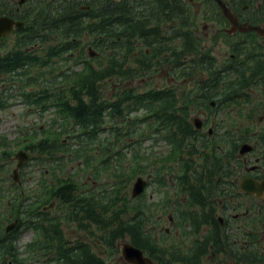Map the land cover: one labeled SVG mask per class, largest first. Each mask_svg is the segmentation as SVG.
Returning a JSON list of instances; mask_svg holds the SVG:
<instances>
[{
    "label": "trees",
    "instance_id": "1",
    "mask_svg": "<svg viewBox=\"0 0 264 264\" xmlns=\"http://www.w3.org/2000/svg\"><path fill=\"white\" fill-rule=\"evenodd\" d=\"M1 1L0 14L9 13L21 19L24 25L14 32L13 37L0 38V110L7 105L6 98L12 96V86L16 85L19 89L18 95L25 102L41 107L42 111L53 109L66 122L64 132H73L69 137L74 141L69 142L59 138L61 131H48L35 143L26 146L37 151L33 153L32 159L37 157L39 162L54 164L59 161L61 164L62 156L69 153L70 158L74 159L83 156L84 164H88L98 156L102 160L100 165L104 167L107 161L121 154V149L114 152L112 146L118 141L123 142L125 136H128L129 141H124L122 145L132 150L133 157L127 167L126 182L114 180L111 188L115 191L110 192L109 196L103 194L105 190L98 195H94L91 190L88 195H78L76 183L65 179L60 182V179H57L56 183L50 185V188L56 186L54 190H50L44 182L38 183L34 190L40 198L31 201L19 185L12 183L14 189L19 188L21 191L19 190L8 205L2 204L0 210L14 207L11 209L15 211L18 225L14 230L5 232L3 223H0V264H8L9 261L12 264H23V261L27 262L35 255L40 264H107L103 257L92 251L88 241H71L65 238L60 218L51 217V210H39L37 203L42 200L43 206L51 196L57 198L64 222L74 223L79 229L86 230L90 225H95L100 229L101 241L113 247L117 239L127 236L132 245L147 252L161 264H174L180 256L184 264H202L205 256L209 254V245L213 246V258L222 253L225 254L224 258L227 257V261L229 258L236 261L237 248H233L231 242L229 245L224 242L222 246L223 242L218 241L219 228L215 217L214 197L227 195L223 188L217 187L222 183H232V162L236 159L241 139L229 132L224 145L218 147L213 137L196 133L191 123V114L197 113L200 108L207 109L209 113L217 109L227 111L234 103L233 105L238 106V120L240 116L249 118L254 115L255 109L240 110L241 99L247 95L239 93L238 85H232L235 81L232 82L229 76L222 77L217 69H214L212 77L208 75L204 80L197 82V88L191 87L190 91L181 90L179 93L172 87L139 91L138 88L128 85L124 86L122 91L105 96L100 89L104 80L112 79L113 76L125 77L130 72L126 61L135 39L141 43L147 42L150 46H158L161 31L148 25L153 22L157 24L156 21L163 19L168 20L167 15L177 5L181 6V1L145 0V4L135 8L137 12L128 7L131 0H26L19 6L18 11L12 7L11 0H5L2 4ZM85 5L89 8L80 11V7ZM53 35H56L55 41L52 40ZM84 37H87L88 43L79 47ZM34 44L42 46L38 53L30 49ZM87 46L98 52V55L89 61L85 49ZM75 50H78V54L71 62L74 66H81L61 70L59 75L56 74L54 62L71 60L70 57L63 58L62 55L65 52L73 53ZM117 53L121 54V58L117 57ZM90 61H99V64L94 65ZM151 61L152 59L148 58L150 63L140 64L139 68H150L153 65ZM237 69L239 68L235 71ZM44 75L46 80L43 87L27 90L26 87ZM222 78L229 80L224 82ZM56 80L64 82L62 92L49 90ZM184 83L182 79L181 84ZM197 89L200 90L197 92ZM214 97H217V106L212 109L208 107V103ZM68 127L71 129H67ZM248 129L245 138L250 135ZM144 137L154 143L162 139L167 147L166 154L174 157L181 170L184 167V174L179 177L181 184L188 185V188H184L185 193L183 192L187 201L191 205H200V213L187 210L184 216L185 222L189 223L188 226L192 229L187 227L183 230L185 247L181 251H177L174 246L165 248L157 245L144 229L146 207L136 202L142 194L130 200L133 201L130 206L133 208L132 214L127 219L123 217L130 202H123L124 182H129L136 171L144 173L142 160L146 157L149 160L153 153V150H150L149 156H145L144 151L140 152ZM198 144H201L200 148ZM106 148L112 153H91L92 149L99 152ZM194 154L202 159V163L192 166L184 157ZM5 158L10 162L9 157ZM141 162L142 166H139ZM189 172L192 174L191 183ZM51 174L54 178L55 167ZM165 178L159 175L157 181L165 185ZM92 179L96 181V175ZM205 224L212 227L213 234L210 235L213 238L198 240L195 234L199 227ZM21 229L32 230L34 237L24 245L26 255L20 259L18 255L21 254L15 242ZM219 262L225 264L224 259ZM208 264L215 263L211 261Z\"/></svg>",
    "mask_w": 264,
    "mask_h": 264
},
{
    "label": "rangeland",
    "instance_id": "2",
    "mask_svg": "<svg viewBox=\"0 0 264 264\" xmlns=\"http://www.w3.org/2000/svg\"><path fill=\"white\" fill-rule=\"evenodd\" d=\"M17 1V0H13ZM13 7L16 6L15 3L12 5ZM87 42V37H84L80 43L79 47L84 45ZM134 43H141L140 40L135 39L133 41ZM88 43V42H87ZM176 49H178L179 45L176 43L174 45ZM183 47H181L182 49ZM86 52L88 51H94V49L90 48V46L85 47ZM86 53V54H87ZM184 51L182 52V55H180L182 62L181 65V72L182 77L186 79V82L183 84L182 80L176 81V84L169 83V79L165 78L166 74L162 66L160 65L158 59H155L153 61V65L146 69L139 68L137 73L129 72L127 76L125 77H115L113 76L112 79H107L101 82L100 89L103 91V94L105 96H109L114 94L115 87L118 88L115 83H127L129 82L130 78L133 77V84L136 88L139 90H145V89H160L164 87H172L176 89V93H179L181 90L184 91H190L191 87L194 89L197 88L198 84L201 79L206 78L207 74L205 75V72L207 71L201 68H197V65L190 61H185L183 56ZM72 53H69L70 58L73 60L74 58L70 55ZM76 54V53H75ZM121 54L117 53V57H120ZM76 60V59H75ZM79 60V59H78ZM87 60V59H86ZM91 60V57H88L89 61ZM102 61V60H101ZM92 64L95 65L94 61H90ZM131 59L128 57L126 64L130 68L133 67V65L130 63ZM71 61H66V65H70ZM97 65V64H96ZM77 66V68H79ZM196 68V69H195ZM181 74L179 75V77ZM143 78V79H142ZM200 79V80H199ZM46 80V75L40 76L38 80H36L32 85H29L27 90H38L41 87L44 86ZM12 81V79H11ZM10 82V81H8ZM179 83V84H177ZM64 85V82H59V80H56V83L52 85L51 88H49L50 91H57L62 92L61 88ZM5 85H3L4 87ZM58 86H61L60 88ZM119 89V88H118ZM198 90V89H197ZM195 93V92H194ZM194 93H190L193 95ZM12 96H7V105L5 108L0 110V206L2 204H9L12 201V198L17 195L20 189L24 192L25 196L29 197V200L34 201L37 198H40L36 191L34 190L38 182L43 181L46 183V186L50 188V184L55 182V180L60 179V182H62L64 179L70 180V182H74L78 186L77 194L81 195H88L90 193V190L94 195H98L103 193L102 190H105L103 194L110 195V192L115 191L114 188H111V184L114 180H124L126 182V175L128 174V164L132 160V150L130 148H124L123 142H128V136H125V139L122 141L116 142L115 145H113V151L116 152L117 150L121 149V154L118 156H115L111 158L109 161H107V164L103 167L100 164H102L101 158L98 156L95 159H92L88 164H84V158L83 156L74 159L70 158L71 155L69 153H65L62 156V162L60 164L59 161H57L54 164L47 163L45 161L39 162L37 160V157L34 156L33 153H37V151H33L31 149H26V146L28 147L30 144L35 143L38 138L43 137L46 135L48 131H54L59 130L62 133L59 134V138L66 141H74V139H70L69 135H71L73 132L67 131V133L64 132V129L66 130V122L62 119V117L55 113L53 109L42 111L41 107H38L36 105H31L28 102H25L18 94L19 89L16 85L12 86L11 89ZM214 97L212 98L213 101H215ZM258 97L252 93H247V97H243L241 99L240 103V110L245 111L249 109H255L254 115H252L249 118H245L240 116L239 120L237 118V111L238 106L233 105L232 103L230 107L226 110L217 109L213 113H209V111L203 110L207 113V119L214 118L215 120H223L227 122V126L229 129V132L234 134L236 137L243 136V133L246 134L247 128L244 126L240 127L241 125H245L244 122L247 120L253 121L251 125L249 126L248 131L252 130H258L260 127V122L262 123V119L260 120V117L263 116L264 112H262L259 109L260 102L256 100ZM264 104V103H263ZM233 105V106H232ZM214 109V108H212ZM134 115V114H133ZM194 118H198L199 120L206 119V116L204 113H193L191 114V121H194ZM206 119V120H207ZM233 120V121H231ZM234 122V124H232ZM52 124V125H51ZM254 125V126H252ZM204 131H206L207 127L210 126V120L207 124L204 125ZM67 129H71V127H68ZM248 141L249 139L246 138ZM245 141V142H246ZM249 143V142H247ZM263 143V142H262ZM74 145V143H71ZM199 148L201 144H198ZM196 146V145H195ZM142 149H140V152L143 153L146 156V154H149L150 150H153V153L151 156H149V160L143 159V171L144 173L141 174V172L136 171L135 175L132 176L129 182L125 183V192L123 197V202H129L130 200H134V197H131L132 193V187L133 184L138 177H143L147 181V187L142 193V197L136 200L139 205H142L143 207H146L144 209V215H145V228L146 231L149 233V235L154 239V241L157 243V245L160 246H179V248L183 245V230L186 229L189 223L185 222L184 216H186L187 210H195L200 213V205H191L189 203L184 195L185 189L188 188V185H183L180 182V175L184 174V167L181 170L180 165L176 160H174V157L167 155V147L164 146V143L161 139L157 140L156 143L153 141H150L148 137H144L141 143ZM197 148V146H196ZM202 149V148H201ZM18 150H25L29 154V160L26 161L23 165V167H20L19 174L20 179L22 180L21 185L19 188L14 189L12 186V169L15 166V160H12V156H14ZM92 154L102 153V154H110L112 151H109L108 148L101 149L99 152L97 150L92 149ZM106 156V155H105ZM5 157H9L10 162H7ZM184 158H187L188 163L191 162L192 166L197 165L199 163H202V159L199 158L197 154L194 155H185ZM39 162V163H38ZM111 162V163H110ZM142 162L139 166H142ZM234 162H232L233 165ZM107 166V167H106ZM121 166V169L119 170ZM55 167V176L52 178L51 172H53V168ZM119 174V175H117ZM96 175L97 180H93L92 177ZM159 175H163L166 178V184L161 185L157 181L159 179ZM192 174L189 172V182H192ZM235 178V176H232V180ZM59 182V183H60ZM67 183V182H65ZM63 183V184H65ZM104 184V185H103ZM121 185L123 183H120ZM228 183H222L218 187L222 188L226 186ZM58 185V183H57ZM101 186L102 188H99ZM197 187V185H195ZM56 186H53V188H50V190H54ZM226 188H223V192L227 195L229 194L228 191L225 190ZM225 190V191H224ZM21 191V190H20ZM184 192V193H183ZM226 195V196H227ZM214 196V195H213ZM225 196V197H226ZM224 196H215V204H218V201L221 200L223 202L226 201V198ZM18 201V200H17ZM233 205L241 207L240 209H232L229 210V213L233 212H242L245 207H249V204H251L252 201L248 200V197L246 196V200L243 202V196L241 199L240 194L235 192L233 195ZM37 204H39L40 208L39 210H51L49 212V215L51 217H59L61 222V228L64 232V237L67 239H70L71 241H74L76 239H82L83 241L86 240L90 243L91 249L95 254L100 255L103 257L107 264H127L121 257L120 248L123 243L130 242L127 236H124L122 238H119L115 241V247L108 245L107 243L101 241V232L98 227L95 225H90L88 230L86 229H79L77 225L74 223H67L64 222L63 212L60 211L59 208V202L56 197L51 196V198L45 202V204L42 206L43 202L42 200L39 201ZM53 204V205H52ZM121 204V202H120ZM133 204V201H130L128 203L129 208L124 212L123 217L124 219H127L132 214L133 208L130 206ZM51 205V207H49ZM216 205H215V212H216ZM42 206V207H41ZM45 207V209H43ZM11 208L14 207H8L5 209L0 210V223H3V228H5L8 224L16 220V214L15 211H13ZM254 207H251V210L253 211ZM220 215V214H219ZM246 226L249 224H254L255 219H251V217L247 218ZM262 222H264V218L261 219ZM202 231L200 233H203L206 227L201 228ZM20 233L18 234V239L15 242V245L17 246V250L20 255H18V258L25 257L24 252V245L33 239L34 233L32 230L27 229H21L19 230ZM223 234V233H222ZM181 236V237H180ZM232 232H230L229 238H233ZM222 238V235H221ZM222 246L224 245V241H222ZM238 244V242H237ZM237 244L233 246V248H237ZM174 247L171 250L174 249ZM185 247V245H183ZM166 248V247H165ZM228 250V249H227ZM40 254V253H39ZM225 254L219 253L217 257L213 258L211 260L213 263L218 264L220 259L225 260V264H229L227 261V257L224 258ZM37 256L31 257L29 261L25 262L23 264H40L37 261ZM40 258V257H39ZM34 261H32V260ZM175 264V263H174ZM222 264V263H221Z\"/></svg>",
    "mask_w": 264,
    "mask_h": 264
},
{
    "label": "flooded vegetation",
    "instance_id": "3",
    "mask_svg": "<svg viewBox=\"0 0 264 264\" xmlns=\"http://www.w3.org/2000/svg\"><path fill=\"white\" fill-rule=\"evenodd\" d=\"M4 1L2 0L1 4ZM180 1L181 6L177 5L171 10L170 14L167 15L168 20L163 19L159 22L156 21L157 24L153 22L148 25V27L157 28L161 31L157 47L150 46L147 42H133V47L129 51L130 63L133 65L130 72L137 73L140 64H149L148 58H151L152 61L158 59L163 71L166 73L164 74L165 78L170 81L169 83L176 84V81L182 79L186 82V79L182 77L181 69L183 68H181V65L183 61L180 58L184 51L182 58L185 61L194 63L197 68L203 69L204 72L206 70L205 75L212 77L214 69H217L221 72L222 77L229 76L232 82L235 81L232 85H238L239 93L244 96L247 93L256 95L258 97L256 100L260 102L259 109L264 112V0ZM11 2L15 3L13 0ZM143 3L145 4V0H131L128 7L137 12L135 8H139ZM15 4L17 5V3ZM18 8L19 6H16L15 11ZM88 8L80 7L79 10L86 11ZM2 10L4 12V8ZM162 12L166 15L164 10ZM176 43L179 45L178 49L174 46ZM181 47L183 48L181 49ZM38 48L31 47L30 49L38 51ZM75 52L78 54V50H75ZM90 53V57L98 55L96 51L92 55ZM156 53L157 56L155 57ZM65 54L69 55V53ZM95 64L98 65L99 61ZM237 67L239 69L235 71ZM60 70H63V68H60ZM222 80L225 82L229 79L222 78ZM133 81V77H131L128 83L132 84ZM116 85L121 84L116 83ZM216 106V101H209L208 107L215 108ZM203 110L206 109L200 108L198 112L204 113L207 119V113ZM206 119L200 122L199 127L195 126V128L193 125L196 133L213 137L218 147L224 145L223 143L229 135L227 122L215 120L214 118L209 119L210 126L204 131V125L209 121ZM261 119L262 123L260 122L261 125L258 130L248 131L250 134L247 137L248 141H246L244 133L243 136L237 137L241 139L240 145L246 143L251 148L243 154L239 153L238 148L233 163L235 178L232 183L222 187L232 193L225 202L219 200L216 205L215 217L219 228L217 230L218 241H224L228 245L231 242L233 246L238 242V259L236 261L228 260V263L232 264H264V222L261 220L264 218V192L258 196L239 189L240 181L245 177L258 182L264 180V141L262 143V140H264V114L260 117ZM252 122V120H247L244 122L245 125L240 124V127L249 128ZM235 192L240 194L241 199L243 196V202L246 200V196L252 202L242 212L229 213V210L241 208L239 206L236 208L233 205ZM251 207H254L253 211ZM249 217L255 219L254 224L246 226ZM204 226L206 229L203 233H200L201 228ZM230 232L234 236L231 240L229 238ZM210 234H213L212 227L205 224L199 227L195 237L198 240L205 237L213 238ZM183 245L181 248L176 245V250L181 251L184 249ZM212 247V245H209V254L205 256L202 264H208L213 260ZM247 252L248 254H246ZM150 259L152 264H161L156 259ZM175 264H184L181 256ZM218 264H221V262H218Z\"/></svg>",
    "mask_w": 264,
    "mask_h": 264
},
{
    "label": "water",
    "instance_id": "4",
    "mask_svg": "<svg viewBox=\"0 0 264 264\" xmlns=\"http://www.w3.org/2000/svg\"><path fill=\"white\" fill-rule=\"evenodd\" d=\"M22 25L20 21H14L11 18H8L6 16L0 17V36L7 35L10 33L14 28H19ZM200 120L198 118H194V123L196 127H199ZM251 146L244 143L241 145L239 149V153L243 154L250 150ZM13 159H16L15 168L12 170V175L14 180L18 181V168L28 160V154L23 151L19 150L13 157ZM146 185V180L142 177L136 178L133 187H132V197L137 196L140 194L144 187ZM241 191L246 193H252L255 195H260L262 192H264V180L261 182H258L252 178L245 177L240 181V188ZM17 224V220L11 222L8 224L5 228V231L8 232L12 230ZM121 256L122 258L132 264H146L150 263V260L143 256L142 251L132 245L129 242H125L122 244L121 247Z\"/></svg>",
    "mask_w": 264,
    "mask_h": 264
}]
</instances>
